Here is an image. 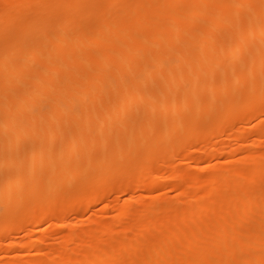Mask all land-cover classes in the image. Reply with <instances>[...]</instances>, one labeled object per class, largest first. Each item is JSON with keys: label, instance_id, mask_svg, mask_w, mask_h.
<instances>
[{"label": "bare ground", "instance_id": "obj_1", "mask_svg": "<svg viewBox=\"0 0 264 264\" xmlns=\"http://www.w3.org/2000/svg\"><path fill=\"white\" fill-rule=\"evenodd\" d=\"M263 119L264 0H0V260L264 264Z\"/></svg>", "mask_w": 264, "mask_h": 264}, {"label": "rangeland", "instance_id": "obj_2", "mask_svg": "<svg viewBox=\"0 0 264 264\" xmlns=\"http://www.w3.org/2000/svg\"><path fill=\"white\" fill-rule=\"evenodd\" d=\"M252 122H253V121H252ZM252 122H251L249 125L252 126V125L255 123V122H253V123H252ZM263 122H264V119H263ZM248 129H250V128H248ZM250 130H251V129H250ZM250 130H248V133H251V134H252V130H251V132H250ZM218 161H219L218 163L220 164V165L218 164L219 166H223V165H224L223 162H222L223 159H220V158H219ZM220 162H222V164H221ZM203 166H206V163H204ZM203 166H202V167H203ZM183 167H184V166H183ZM197 170L199 171V169H197ZM155 191H156V190H155ZM155 191H154L153 193H159L158 191H157V192H155ZM140 193H141V192H140ZM141 194L144 195V196L146 195L145 193H141ZM136 196H139V193H138V195H136ZM108 203H110V201H108L107 204H108ZM100 207H101L100 205L94 207L93 209H95V208H96V209L94 210V212H91L92 214H90V213L86 210V211H87V215H86V212L84 211L85 213H84V215L82 216L83 219H82V218H76V217L73 218L74 216H71L73 219H72V221H69L68 223H69V224L72 223V225H75V224L77 223L78 225H80L79 228L82 229V226L85 227L86 224H84V223H87L86 220H88L89 217L93 218L94 216L96 217V214H97V216L102 214V212H100L101 210H99ZM85 209H86V208H85ZM92 211H93V210H92ZM88 213L90 214V216H89ZM93 213H94L95 215H93ZM85 215H86V216H85ZM71 217H69V218H71ZM87 217H88V218H87ZM69 218H68V219H69ZM86 218H87V219H86ZM75 219H77V220H75ZM80 219H81V220H80ZM89 219H90V218H89ZM105 220H107V218H106ZM81 225H82V226H81ZM76 226H77V225H76ZM76 226H75V227H76ZM43 227H44V226H43ZM43 227H41V228H43ZM41 228H40V229H41ZM76 228H78V226H77ZM79 228H78V229H79ZM28 229H32V230L35 231V229H33V228H27L26 231H28ZM23 230H24V229L17 230V231H15V232H13L12 234H9L12 238H13V236H14L13 234H15L14 237L17 238V241H16L14 238H13V240H9V239H11V237H10L9 235H8L9 237L6 235L7 237L4 236L3 238H1V239H3V240H1V242H2V241H3V242H2V244H0V247L2 246V249H3V248L6 249L8 243H9L10 241H16V243H18V240L21 241V242H24L25 240H26V241H29V240L31 241V240H33V239L35 238V236L32 234V232H33L32 230H30V232H31V231H32V232L30 233L29 236L27 235V234L29 233V231H28V232H26V231L24 232ZM19 231H20V232H19ZM21 231H22V232H21ZM16 235H17V236H16ZM31 235H32L33 237H32ZM51 235H53V233H52V234H49V235L47 236V238L45 239L46 245H47V243L50 244V242H51V243L56 242L57 237L55 236V237H56V240H55V239H54V238H55V237H54L55 234L53 235V237H52ZM30 236H31V237H30ZM50 236H51V237H50ZM27 237H30L31 239L28 238V240H27ZM49 237H50V238H53V239H50ZM6 238H7L8 240H7ZM4 240H6V241H4ZM46 240H47V241H46ZM48 240H49V242H48ZM50 240H52V241L55 240V241L52 242V241H50ZM8 241H9V242H8ZM6 242H7V243H6ZM45 242H42V244L40 245V247L45 246V245H43V244H45ZM5 244H7V245L3 247V245H5ZM5 249H4V250H5ZM26 256H27V258L24 256L25 258L23 257V258H24L23 260H29L30 257H32L31 255H26ZM8 258H9V257H8ZM8 258H7V259H8ZM7 259L4 258L3 260H0V263L3 264V262H4L5 260H6L5 262L8 263V262L10 261L11 258H10L9 260H7Z\"/></svg>", "mask_w": 264, "mask_h": 264}]
</instances>
